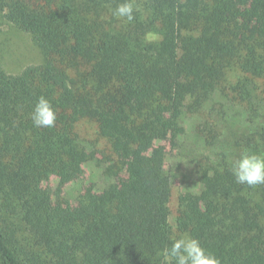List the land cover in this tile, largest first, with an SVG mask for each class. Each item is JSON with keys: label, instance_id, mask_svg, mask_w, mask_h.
Wrapping results in <instances>:
<instances>
[{"label": "trees", "instance_id": "16d2710c", "mask_svg": "<svg viewBox=\"0 0 264 264\" xmlns=\"http://www.w3.org/2000/svg\"><path fill=\"white\" fill-rule=\"evenodd\" d=\"M120 2L0 0V18L43 55L17 75L0 63V264H163L184 233L221 264H264V185L237 184L224 153L201 156V191L180 197L174 227L167 154L146 153L177 142L184 116L222 106L243 126L239 151L264 153V0H136L132 23L113 17ZM40 96L52 128L30 119ZM86 120L107 142L103 158L78 131ZM85 163L108 187L75 209L53 205L59 191L41 184Z\"/></svg>", "mask_w": 264, "mask_h": 264}, {"label": "rangeland", "instance_id": "374dc122", "mask_svg": "<svg viewBox=\"0 0 264 264\" xmlns=\"http://www.w3.org/2000/svg\"><path fill=\"white\" fill-rule=\"evenodd\" d=\"M250 11V4L240 9L241 17ZM150 41L158 40V36L150 34ZM43 55L33 43L30 35L21 32L12 24L0 18V63L3 68L12 75L21 73L25 68L42 63ZM225 105V103H224ZM208 117V130H213L211 141L206 143L199 130L206 128L202 118ZM230 111L225 106L205 112L200 115L184 116L183 125L185 133L177 142L171 138L155 140L152 147L146 150L148 154L153 148H162L167 154L165 170L172 180V217L170 223L175 227L178 202L180 197L188 192L199 194L201 186L197 179L196 160L201 156H219L224 153L232 160L236 159L242 151H239L237 141L244 134L243 126L238 124ZM78 131L87 142H92L97 147L98 158H103L107 150V142L98 136L97 124L91 121H82L78 125ZM210 142H213L211 144ZM91 144V143H90ZM249 151V150H248ZM109 180L103 176L102 169L95 163H85L81 172L68 180H60L57 176H50L41 184L44 189L59 191V197L52 196L53 205L63 208L75 209L79 206L80 197L88 192L99 195L108 187Z\"/></svg>", "mask_w": 264, "mask_h": 264}, {"label": "clouds", "instance_id": "9594fccd", "mask_svg": "<svg viewBox=\"0 0 264 264\" xmlns=\"http://www.w3.org/2000/svg\"><path fill=\"white\" fill-rule=\"evenodd\" d=\"M141 9L136 0H121L112 9V15L125 23H132ZM56 112L51 102L40 96L35 103L30 119L36 128H52L56 122ZM231 173L235 182L248 187L264 185V153L243 151L231 162ZM159 255L163 264H221L220 260L206 248L199 239L184 233L170 238V244Z\"/></svg>", "mask_w": 264, "mask_h": 264}]
</instances>
